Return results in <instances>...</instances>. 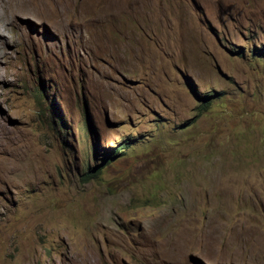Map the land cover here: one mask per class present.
Here are the masks:
<instances>
[{
    "label": "rangeland",
    "instance_id": "1",
    "mask_svg": "<svg viewBox=\"0 0 264 264\" xmlns=\"http://www.w3.org/2000/svg\"><path fill=\"white\" fill-rule=\"evenodd\" d=\"M2 2L0 264H264V0Z\"/></svg>",
    "mask_w": 264,
    "mask_h": 264
},
{
    "label": "trees",
    "instance_id": "2",
    "mask_svg": "<svg viewBox=\"0 0 264 264\" xmlns=\"http://www.w3.org/2000/svg\"><path fill=\"white\" fill-rule=\"evenodd\" d=\"M206 104H208V102ZM206 104L204 105V107H206ZM114 154H115L114 152H109L106 154V156H104V159H103L104 161L102 164L96 166L95 168L88 167V171L85 173V176L88 179L96 177L101 172L103 165L107 163L106 160L111 159L114 156ZM105 161H106V163H105Z\"/></svg>",
    "mask_w": 264,
    "mask_h": 264
},
{
    "label": "bare ground",
    "instance_id": "3",
    "mask_svg": "<svg viewBox=\"0 0 264 264\" xmlns=\"http://www.w3.org/2000/svg\"><path fill=\"white\" fill-rule=\"evenodd\" d=\"M1 1H3L2 3H3V5H4V3H5L4 0H1Z\"/></svg>",
    "mask_w": 264,
    "mask_h": 264
}]
</instances>
